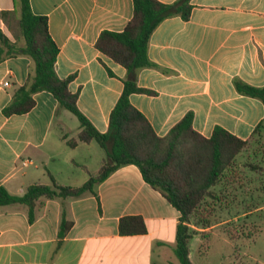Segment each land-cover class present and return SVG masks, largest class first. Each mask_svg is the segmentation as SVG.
<instances>
[{"label":"crops","instance_id":"1","mask_svg":"<svg viewBox=\"0 0 264 264\" xmlns=\"http://www.w3.org/2000/svg\"><path fill=\"white\" fill-rule=\"evenodd\" d=\"M30 1L35 14L48 17L59 47L57 74L74 76L69 88L79 94V108L106 132L128 71L96 42L105 30L126 28L133 0ZM192 3L189 20L169 17L152 34L153 65L140 69L137 79L139 86L155 93H133L131 102L160 136L194 111V127L205 137L220 125L247 139L264 118V104L239 93L235 80L264 86V0ZM3 11L13 13L4 18ZM20 18V0H0V28L18 48L24 46ZM34 74L35 62L27 54L0 62V185L16 196L37 182L81 186L106 157L96 140L76 147L67 143L78 137L80 121L49 91L35 93L36 105L27 113H4L18 88ZM63 212L70 226L60 237ZM129 215L142 216L147 233L121 234V218ZM180 219L181 212L145 181L137 165L129 164L98 184L95 194L39 200L33 222L26 205L0 206V264H180ZM201 241L194 235L191 242L194 264L196 249L209 255L200 249Z\"/></svg>","mask_w":264,"mask_h":264},{"label":"trees","instance_id":"2","mask_svg":"<svg viewBox=\"0 0 264 264\" xmlns=\"http://www.w3.org/2000/svg\"><path fill=\"white\" fill-rule=\"evenodd\" d=\"M134 12L126 28L121 31H103L96 47L105 55L123 65L127 71L124 90L110 115L109 129L99 131L78 106V93H73L69 84L74 76L61 78L56 71L59 47L49 31L47 16L35 14L30 0H20L21 18L19 27L24 46L18 48L0 28V62L17 53L29 55L35 62V74L25 85L18 88L8 104L6 115L24 114L31 111L36 100L34 94L49 91L59 104L71 111L80 121L81 131L77 138L67 140L71 147L79 142L96 140L106 152L97 173H91L81 186L33 183L24 195L11 194L0 185V206L26 205L29 220L36 218V207L41 199H70L96 193V186L105 181L122 166L137 165L147 183L160 190L181 212L177 228L176 253L180 264H194L191 259V242L194 216L204 227L209 219L204 216L202 204L208 198H217L215 187L227 175L235 176L236 159L248 148L254 135L264 131V118L257 124L251 136L243 139L224 127L217 125L211 137H205L194 127L195 112L189 111L165 136L154 130L149 119L136 108L130 99L133 93L154 94L155 91L139 86L137 73L152 66L149 43L157 27L167 18L181 16L189 20L194 5L192 0H176L165 3L160 0H133ZM4 18L12 11L1 12ZM111 74H113L110 71ZM239 93L260 99L264 104V86L258 87L236 79ZM68 136L64 135L67 139ZM252 167H257L252 165ZM70 226L63 212L60 237ZM120 232L123 235L145 234L147 224L142 216L129 215L121 218ZM232 239H235L232 237ZM205 253L208 251H204Z\"/></svg>","mask_w":264,"mask_h":264},{"label":"rangeland","instance_id":"3","mask_svg":"<svg viewBox=\"0 0 264 264\" xmlns=\"http://www.w3.org/2000/svg\"><path fill=\"white\" fill-rule=\"evenodd\" d=\"M235 168V176L214 188L217 198L202 204L209 225L192 219L200 249L209 251L204 257L196 249L195 264H264V131L252 137Z\"/></svg>","mask_w":264,"mask_h":264},{"label":"built area","instance_id":"4","mask_svg":"<svg viewBox=\"0 0 264 264\" xmlns=\"http://www.w3.org/2000/svg\"><path fill=\"white\" fill-rule=\"evenodd\" d=\"M6 84H8V83H6ZM24 164H26V162Z\"/></svg>","mask_w":264,"mask_h":264}]
</instances>
